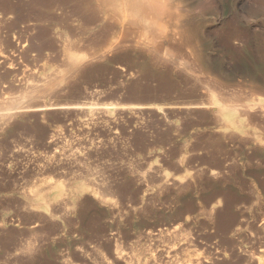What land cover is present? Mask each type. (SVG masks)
<instances>
[{
	"label": "rangeland",
	"instance_id": "374dc122",
	"mask_svg": "<svg viewBox=\"0 0 264 264\" xmlns=\"http://www.w3.org/2000/svg\"><path fill=\"white\" fill-rule=\"evenodd\" d=\"M113 7L0 0V264H261L264 0Z\"/></svg>",
	"mask_w": 264,
	"mask_h": 264
},
{
	"label": "bare ground",
	"instance_id": "6f19581e",
	"mask_svg": "<svg viewBox=\"0 0 264 264\" xmlns=\"http://www.w3.org/2000/svg\"><path fill=\"white\" fill-rule=\"evenodd\" d=\"M110 4H113L114 7H113V11L116 12L117 11V4L119 2H121V0H107ZM127 7H129L130 9H140L141 5L146 1V0H123ZM154 4H158V3H166V4H169L170 2L174 1V0H152ZM151 10L153 12H155L154 8H151ZM184 16L181 14L179 15V26H178V29H180L181 31H185V26H183V23H184ZM77 56L76 55H70V59L71 61H76L77 60ZM79 186V185H78ZM77 186V188H78ZM82 187V190L84 191L85 188L84 186H81ZM50 192H49V195L51 197H56V196H61L62 195V185L61 184H56L55 186L53 187H50ZM37 198L34 199V202H33V205H41V206H44L46 207L48 204H50L51 202L49 201V199H45L44 196L41 194V193H37ZM87 202V201H86ZM77 203V202H76ZM77 206V205H76ZM188 209V208H187ZM184 210V208H182V211ZM181 211V212H182ZM180 214L178 215H182L180 210L178 211ZM184 213V212H182ZM178 216V217H180ZM177 217V216H176ZM240 229V228H238ZM171 230V229H170ZM174 231V230H172ZM159 233L161 234V236H163L162 234L164 233L163 230L159 229ZM176 235V234H175ZM181 250V247H178L177 245H171L170 247H167V250L165 251L166 252V255L168 257H175L177 256V254L179 253V251ZM164 254V253H161V255ZM186 264H202V262H200L199 260H196V259H192V258H189L187 260V263ZM261 264H264V261H261Z\"/></svg>",
	"mask_w": 264,
	"mask_h": 264
}]
</instances>
